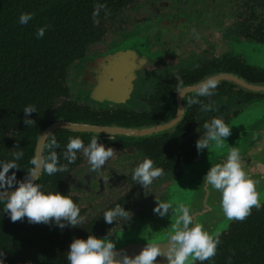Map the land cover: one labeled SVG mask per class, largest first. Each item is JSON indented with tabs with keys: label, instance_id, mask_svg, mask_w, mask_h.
I'll use <instances>...</instances> for the list:
<instances>
[{
	"label": "flooded vegetation",
	"instance_id": "af4514ba",
	"mask_svg": "<svg viewBox=\"0 0 264 264\" xmlns=\"http://www.w3.org/2000/svg\"><path fill=\"white\" fill-rule=\"evenodd\" d=\"M96 29L88 32V42L66 71L54 73L55 81L40 84L38 93L51 95V99L45 107H36L33 125L40 127L36 136L22 137L13 129L6 132V162L14 159L12 153H24L15 161L20 169H11L8 175L15 172L26 177L42 132L55 123L121 128L123 132L111 136L64 128L53 132L42 155H49L47 145L54 136L60 147L52 150L60 164H68L64 151L70 137H79L85 146L96 137L115 153L97 173L88 171L86 157L77 152L68 171L53 175L42 171L36 183L46 193L66 192L80 207L86 220L73 227L77 238L117 239L132 226L143 237L154 236L166 232V224L174 222L172 212L160 217L153 211L156 199L174 203L172 188L213 145L210 142L209 148L198 154L196 141L205 133L203 124L215 117L228 125L264 101V63L250 61L253 47L264 46V0H128ZM132 41L134 46L120 49ZM176 75L184 81V99L175 91ZM209 76L219 81L218 88L213 96L199 99L211 102L213 110L203 111L199 104L189 106L187 99L195 95L192 87ZM249 85L252 88L248 89ZM254 87L258 90H252ZM261 142L258 154L255 147L247 150L249 157L256 154L264 159V139ZM144 157L164 171L147 190L132 180L133 169ZM117 204L131 213L130 220L117 218L106 223L103 213ZM249 220L230 221L229 227L219 232V239L231 230L237 231L231 232L232 236L239 234ZM147 243L152 242H140ZM225 244L226 240H220L217 251ZM228 249L226 264H264V250L258 259L251 253L237 259L238 250L231 240ZM216 259L203 264H213Z\"/></svg>",
	"mask_w": 264,
	"mask_h": 264
},
{
	"label": "clouds",
	"instance_id": "9594fccd",
	"mask_svg": "<svg viewBox=\"0 0 264 264\" xmlns=\"http://www.w3.org/2000/svg\"><path fill=\"white\" fill-rule=\"evenodd\" d=\"M101 9H105L108 14L106 5H96L92 13L95 24L99 23ZM32 18L30 13H21L19 23L27 24ZM47 27L37 29V38L44 36ZM175 78L177 80L175 91L184 99V81L178 75ZM218 85L219 81L214 76L201 80L192 87L195 95L187 99V104L189 106L199 104L203 111L213 110L211 102L205 104L199 97L213 96ZM23 111L25 125L30 127L35 124V120L29 118L36 112L35 105H28ZM203 128L205 129L203 137L196 141L198 154L208 149L210 142L215 141L217 146H222V142L231 135V128L221 118H212L203 124ZM47 147L50 150L49 155L45 158L38 152L30 160L32 168L27 171L23 180H17L15 172L8 175L11 169H20L15 161L23 157V151L12 153L14 157L12 161L0 162V200L5 202L3 211L14 223L26 217L31 224L50 225L54 222L60 229L68 226L77 227L86 220V217L80 215V207L69 196L58 191L47 193L42 191L41 185L35 182L37 176L42 171L48 175L68 171V164L75 163L77 152H82L86 157L89 172L99 173L106 162L114 156L115 151L98 143L96 137H93L87 146L79 137H70L64 151V159L68 164H60L57 152L52 150L60 147L54 136ZM163 174L162 168L154 167L152 159L144 157L133 169L132 180L147 190L153 181ZM203 181L220 193V207L227 220L243 222L251 215L253 208L259 210L262 207L257 191L258 181L253 180L245 171L237 147L230 148L223 163L211 166ZM15 185L18 187L9 192ZM156 201L153 209L156 214L164 217L172 212V216L175 217L167 232L166 244L147 243L139 254L131 257L122 250L118 251L115 243L107 237L97 238L89 235L86 240L76 238L71 242L66 256L68 264H157L159 256L166 257L167 264H194L196 261L203 264L216 255L220 243L219 234H210L201 223L195 222L188 206L183 203L174 205L171 202L157 199ZM103 217L106 223L112 224L117 218L123 221L130 220L131 213L117 204L115 208L105 211ZM2 257L3 254L0 253V264H4Z\"/></svg>",
	"mask_w": 264,
	"mask_h": 264
},
{
	"label": "trees",
	"instance_id": "16d2710c",
	"mask_svg": "<svg viewBox=\"0 0 264 264\" xmlns=\"http://www.w3.org/2000/svg\"><path fill=\"white\" fill-rule=\"evenodd\" d=\"M128 0H0V162H6V132L22 137H35L40 127H24V111L28 105L46 106L51 95L38 93L40 84L56 80L54 73L66 71L72 59L79 57L88 42V32L101 28L102 20ZM106 5L99 12V23H93L96 5ZM21 13L32 14L27 24H20ZM48 26L42 38L39 27ZM34 112L29 116L34 118ZM24 175L16 176L23 180ZM42 178V177H41ZM16 186V185H15ZM62 195L66 192L59 191ZM68 196V195H67ZM0 200V253L4 264H68L67 251L77 238L76 230L60 229L52 224H31L25 217L12 222L3 211ZM264 205L253 208L251 218L234 236H221L226 244L218 249L213 264L229 261L228 244L233 241L238 250L235 258L251 253L256 259L263 255ZM260 219V220H259ZM262 223V225H261Z\"/></svg>",
	"mask_w": 264,
	"mask_h": 264
},
{
	"label": "water",
	"instance_id": "95a60500",
	"mask_svg": "<svg viewBox=\"0 0 264 264\" xmlns=\"http://www.w3.org/2000/svg\"><path fill=\"white\" fill-rule=\"evenodd\" d=\"M239 84L242 86L244 85L243 83L242 84L239 83ZM243 87L247 88V85H244ZM250 88H252L251 85H249L248 89ZM255 89L258 90V87H254L252 90ZM257 107H259L258 104L254 105V107H252L250 110L259 111L260 109H258ZM245 111L242 112L237 117V119L234 120V124H231V122L228 124V126L231 128V135L229 136L231 137V139L227 137L225 141L222 142V146H217V143L213 141V145L211 146V148L207 152L201 154L197 159H195L196 161H194V163L192 164L193 165L192 169L186 175V177H184L183 180L181 181L182 186L183 185L187 186L186 188L184 186L183 189L180 187L181 192L183 194H186L187 192L190 193L197 192L199 195H203L202 203L197 204V206L193 205L190 207L187 200H185V202H186V206H188L191 209V214H193L195 222L199 220L198 223H201L204 229L213 235L219 234L220 231L227 229L230 225V220H227L225 218L221 210L220 193L217 190L213 189L206 182H204L203 178L211 166L217 163H223L226 160L228 152L232 147L235 137H242L244 140V130L246 129V125L248 124L247 122L248 111L247 112ZM60 128H64L69 131L91 134V135H100V136H104V135L111 136L123 132V129L117 127L88 126V125H79L68 122H63L58 124L55 123L49 126L48 128H46L42 132L35 150V155L38 152L41 154L43 153V149L47 137H49L53 132L57 131ZM236 140H237L236 142H238L240 145L242 144V140L239 139ZM261 143L262 142H259L258 146L255 147L256 149H254L256 154L259 153ZM240 155L245 171L253 180L258 181L257 190H260L261 188L263 189L264 159L260 157L259 159L261 162L256 161L255 158L257 157H255L254 154H252L253 157H249V154L246 153V151H240ZM41 177H42V172L38 174L37 181L40 180ZM15 187H18V185L9 189V192L14 191ZM211 193L214 194V198L210 197ZM121 237L122 236H119L117 239L114 240L118 242L119 240H121ZM152 243L164 245L167 243V240L164 239ZM145 246L146 244H140L139 242L137 243L129 242L121 247H117L116 249L118 251L122 250L123 252H126L129 256L134 257L135 255L139 254V252ZM157 264H167L166 257L164 256L157 257Z\"/></svg>",
	"mask_w": 264,
	"mask_h": 264
},
{
	"label": "rangeland",
	"instance_id": "374dc122",
	"mask_svg": "<svg viewBox=\"0 0 264 264\" xmlns=\"http://www.w3.org/2000/svg\"><path fill=\"white\" fill-rule=\"evenodd\" d=\"M137 40L139 41V38L136 39L135 41H137ZM132 46H134L133 41L130 43H127L125 45L120 46V49L132 47ZM250 54L253 55V56H251V59H250V61L253 64L260 65V64L264 63V46L253 47V51ZM256 104L259 105V107H257L258 109H260L259 111L250 110L252 107L250 109H246L248 111V115H247L248 124L246 125V129L244 130V140L242 137H235L233 144H232V147H237L239 149V151H246V153H247V150L249 152L254 147L258 146L259 142H261L264 139V101L255 103L254 105H256ZM254 105H253V107H254ZM247 111H245V112H247ZM238 116H236L231 121V124H234V120L237 119ZM229 138L231 139V137H229ZM236 139L242 140V144L240 145L238 142H236L237 141ZM251 143L253 145L250 147ZM255 143H257V144H255ZM263 144H264V142H263ZM262 147H264V145ZM255 160L260 161L259 158H255ZM184 186H185V188L187 187L186 185L182 186L181 183H178L177 185H175L172 188V189H175V194H176V195H174L176 197H175V202L173 204L175 205V204L183 203L186 205L185 200H187L190 207L193 205L197 206V204H199V203L201 204L203 195H199L197 192H191V193L187 192L186 194H183L181 192L180 187L183 189ZM257 191L260 195V202L263 203L264 202V188L263 189L261 188L260 190H257ZM181 193H182V195H181ZM210 197L214 198V194L211 193ZM173 219L175 221V217ZM197 222H199V220ZM172 223H174V222H171V224ZM171 224L170 223L166 224V230H165L166 232H162V233H159L157 235L149 236V237L141 236L142 234H140V231H137L138 230L137 227L132 226L129 228L128 231L126 230L124 233H122L120 235V236H122L121 240H119L118 242L115 241L114 239H111V240L115 243L116 248L121 247L124 244H127L129 242H139L140 243V242L161 241V240L166 239V235H167L169 228L171 227ZM138 234H140V235H138Z\"/></svg>",
	"mask_w": 264,
	"mask_h": 264
}]
</instances>
